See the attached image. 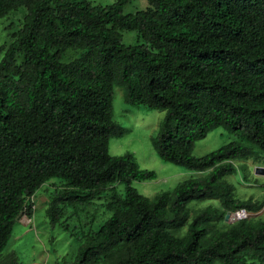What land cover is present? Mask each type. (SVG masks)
Wrapping results in <instances>:
<instances>
[{
	"label": "trees",
	"instance_id": "1",
	"mask_svg": "<svg viewBox=\"0 0 264 264\" xmlns=\"http://www.w3.org/2000/svg\"><path fill=\"white\" fill-rule=\"evenodd\" d=\"M131 1L0 0L12 15L0 42V264H20L3 250L45 183L47 223L79 242L63 264H264V208L224 219L256 207L226 176L264 165V0H146L124 13ZM117 86L125 103L165 111L152 147L191 173L172 190L139 193L155 171L109 153L126 132ZM217 127L237 138L194 155ZM206 200L217 204L192 209Z\"/></svg>",
	"mask_w": 264,
	"mask_h": 264
},
{
	"label": "rangeland",
	"instance_id": "2",
	"mask_svg": "<svg viewBox=\"0 0 264 264\" xmlns=\"http://www.w3.org/2000/svg\"><path fill=\"white\" fill-rule=\"evenodd\" d=\"M89 1L98 5H108L115 2V0ZM146 7V0H132L124 6L123 12L134 13ZM17 12L20 13V11ZM11 16L9 14L8 16L0 17V42L5 38V30L3 28L7 21L4 19ZM121 36L124 45L138 43L137 35L133 31H124ZM113 111L114 119L126 129V132L120 137H113L109 140V153L118 155L129 152L134 156L141 168L152 169L156 173V178L153 180L134 182V186L139 193L153 196L160 191L172 190L180 181L189 177L191 174L189 171L176 168L173 164L162 161L156 156L152 147L151 137L159 127L165 114L164 110L147 109L142 106L135 107L125 103L122 88L117 86L115 87L113 98ZM236 138V135L226 131L222 127L214 128L204 138L197 140L193 154L196 156L205 155ZM232 163L237 168H240L243 164L242 161L238 160H232ZM244 163L246 167L240 168L239 173L229 174L226 178L234 187L236 197L239 199L251 198L256 207L252 208V213L245 211L238 215L233 212L235 214L233 221L242 217L259 216L262 214L264 208V175L254 174L255 166L264 167V165L255 164L251 159L244 161ZM242 177H247L249 182L243 181ZM50 186L54 185L45 183L37 191L34 198L32 197L34 199L32 200L34 214L26 222V219H29V217L24 213L15 222L12 227L11 237L6 248L3 250V253L14 251L20 264H28L32 261H39L41 264H63L61 258H72L79 248V242L69 232L63 230L59 225L51 227L47 223V217L42 210L47 204V198L43 191L46 187ZM56 187L91 188L90 186L84 187L77 184L61 183H57ZM206 201L193 203L191 207L193 210H197L206 206L209 202L217 204V200Z\"/></svg>",
	"mask_w": 264,
	"mask_h": 264
},
{
	"label": "water",
	"instance_id": "3",
	"mask_svg": "<svg viewBox=\"0 0 264 264\" xmlns=\"http://www.w3.org/2000/svg\"><path fill=\"white\" fill-rule=\"evenodd\" d=\"M254 174L255 175H264V167L263 166H255V168H254ZM236 212H238V211H236ZM22 215L23 214L21 213L17 218L20 219ZM232 215H233V213L227 212L226 215H225V217H224V219L226 221H233L234 218L232 217ZM239 217H241V216H239Z\"/></svg>",
	"mask_w": 264,
	"mask_h": 264
},
{
	"label": "bare ground",
	"instance_id": "4",
	"mask_svg": "<svg viewBox=\"0 0 264 264\" xmlns=\"http://www.w3.org/2000/svg\"><path fill=\"white\" fill-rule=\"evenodd\" d=\"M245 211H247V210L242 209V210H239L238 212H236V214L239 215L241 212H245ZM249 213H250V212H249ZM234 216H235V214H233V218H235ZM25 219H26V218H25Z\"/></svg>",
	"mask_w": 264,
	"mask_h": 264
},
{
	"label": "crops",
	"instance_id": "5",
	"mask_svg": "<svg viewBox=\"0 0 264 264\" xmlns=\"http://www.w3.org/2000/svg\"><path fill=\"white\" fill-rule=\"evenodd\" d=\"M29 220H30V218H29V219H26V222L29 221ZM29 263H38V264H41L39 261H32V262H29ZM29 263H28V264H29ZM26 264H27V263H26Z\"/></svg>",
	"mask_w": 264,
	"mask_h": 264
}]
</instances>
